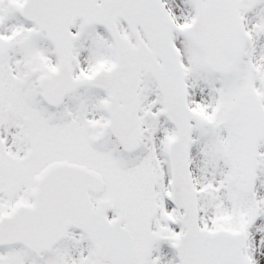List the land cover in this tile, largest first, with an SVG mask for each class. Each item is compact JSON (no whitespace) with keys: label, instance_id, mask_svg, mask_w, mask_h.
<instances>
[{"label":"snow or ice","instance_id":"6c2138e0","mask_svg":"<svg viewBox=\"0 0 264 264\" xmlns=\"http://www.w3.org/2000/svg\"><path fill=\"white\" fill-rule=\"evenodd\" d=\"M0 264H264V0H0Z\"/></svg>","mask_w":264,"mask_h":264}]
</instances>
